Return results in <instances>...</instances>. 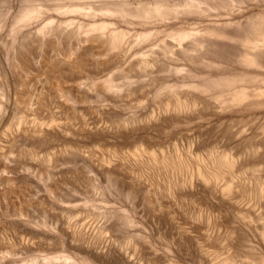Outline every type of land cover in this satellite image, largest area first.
Wrapping results in <instances>:
<instances>
[{
	"label": "rangeland",
	"instance_id": "rangeland-1",
	"mask_svg": "<svg viewBox=\"0 0 264 264\" xmlns=\"http://www.w3.org/2000/svg\"><path fill=\"white\" fill-rule=\"evenodd\" d=\"M34 2L48 7L57 1L0 0V245L2 240L10 241L13 254L9 261L65 264L55 256L66 252L81 264H122L116 252L121 250L141 264H203L200 260L206 257L202 254L227 264H250L253 259V264H261L254 223L249 222L252 214L243 211L240 216L234 206L217 201L214 195L231 179L228 184L236 186L232 196L245 208L254 203L258 187L264 183V103L252 97L230 102L232 93L241 88H264L263 80L248 78L264 72L238 61L260 49L252 40L247 43L245 36H252L250 22H257L256 30L264 29V1L118 0L129 9L164 4L169 14L138 21L117 18L125 39L114 49L104 51L94 46L93 52L99 49L102 56L92 58L93 65L83 74L97 81L98 87L78 89L80 92L72 89L69 101L61 98L52 79L38 75V68L51 50L47 44L58 47L57 52H50L54 59L70 45L75 46L76 39H66L56 27L52 35L60 39L59 44L49 35L40 46L35 43L40 38L33 37L31 31L48 17L77 22H100V18L77 13L58 16L50 11L28 27L10 29L21 10ZM213 30H224L228 37L210 36L208 32ZM139 32L150 33L135 42ZM20 52L26 56L23 67L14 63ZM144 61L149 65H142ZM60 69L67 80L78 76L65 65L60 64ZM65 79L61 77V81ZM109 79L115 84L112 89L100 86ZM63 81L59 85L66 91L71 81ZM30 87L43 91L47 99L43 100L47 111L40 110L36 121L22 112L20 105L9 104L15 98L23 100ZM7 88L9 94L2 97ZM47 131L51 133L46 135ZM221 155L233 158L235 174L229 176L226 171L215 181L207 176L205 190L197 172H211ZM101 161H105L104 167H99ZM4 168L11 181L6 186L1 182ZM152 214H160L161 221L152 219ZM170 221L186 227L188 235L177 239ZM196 228L201 229L199 233ZM165 232L171 236L167 238ZM95 249L108 254L102 259Z\"/></svg>",
	"mask_w": 264,
	"mask_h": 264
},
{
	"label": "bare ground",
	"instance_id": "bare-ground-1",
	"mask_svg": "<svg viewBox=\"0 0 264 264\" xmlns=\"http://www.w3.org/2000/svg\"><path fill=\"white\" fill-rule=\"evenodd\" d=\"M57 2H51L53 3L51 6L49 5L48 7L45 5H35V2L34 4L32 5H26L22 10L21 12L19 13V15H17V17L12 21L11 23V26H10V29L12 30H17V29H23L22 27H28L31 23L33 22H36L38 20H40L43 15H47L46 13L48 12H54L56 15H67V14H78L82 17H97V18H100V22H95L93 19L90 20V22H77L76 20L72 19V18H69V19H64V20H55L54 18L52 17H48L47 19H45L46 21L43 22L42 24H40L37 28L33 29L31 31V33L33 34L32 36L33 37H36V38H40V39H37V40H34V41H37L35 43H39L40 46H42L41 44H43V39L46 37V36H52L54 39H55V43L56 44H59V40L57 37H54L52 34H56L55 33V29L57 27V29L59 28L60 30V33H64L65 34V38L66 39H76V45L75 46H71L68 47L66 49V51H63L59 54V58L55 57L54 59H51V54L53 53H50L51 51H55L58 49L55 48V46H53V44H47V46H49V52L48 54H46L44 56V59L42 61V63L39 65V68H38V75L40 74H44L46 75L47 77V80H50L52 79L53 82L55 83V87L57 88V92L58 94L62 97L65 98V100H70L71 99V92H72V89L73 90H76L77 92H80L78 89H86L87 87H91V86H97V81H94L92 78H90L88 75H83L84 72H89L88 68L90 66V64H92V58H95L96 56H102V53L98 52L99 49L101 48V50L103 49L104 51L105 50H109V49H114L116 46H118V43L120 41H122L123 39H125V31L120 29L119 26H118V23L115 21L118 19H128L129 21L132 20V21H138L139 19H155V18H162V17H165L169 14V11L167 10H164L163 8L165 7L164 4H163V7L162 6H157V4H155L156 6H145V7H141V8H137V9H129L127 8L126 6H122L118 3V0H55ZM121 1V0H120ZM264 1V0H263ZM37 3V2H36ZM123 3V2H122ZM161 5V4H160ZM130 7V6H129ZM175 8V7H174ZM173 8V9H174ZM166 9V8H165ZM177 9V8H176ZM169 10V9H168ZM181 10V9H180ZM174 11V10H172ZM179 11V10H178ZM176 13V12H175ZM171 14H174V13H171ZM175 15V14H174ZM259 17V16H258ZM45 18V17H44ZM65 18V17H64ZM112 19L111 21L108 20V19ZM108 21H107V20ZM42 20V19H41ZM79 20V19H78ZM114 20V21H113ZM86 21V20H85ZM34 26V25H33ZM247 26V25H246ZM249 26V25H248ZM256 27H257V22L256 21H253V22H250V26H249V33L251 32V35L247 33V36H245L246 38V42L247 43H251L250 41L252 40L253 43H256V49H258L260 47V49H258L257 51H254L253 53H250V54H244L243 56H241L238 61L240 64H242L244 67H249V68H254L258 71H263L264 72V50L263 51H260L262 49H264V29L262 28V30H259L257 29L256 30ZM262 27V25H261ZM29 29V28H28ZM56 29V30H57ZM248 29V28H247ZM150 33V32H149ZM147 32H139L138 34L135 35L134 37V41L135 42H140L142 40L145 39V37L149 34ZM210 34V36H215V37H220V38H227L228 36L226 35L225 31L224 30H213V31H209L208 32ZM24 34V32H23ZM29 34V33H28ZM59 34V32H58ZM27 36V34H25ZM237 35V34H236ZM184 36V35H183ZM209 36V35H208ZM29 37V36H28ZM35 39V38H33ZM22 40V39H21ZM20 40V41H21ZM29 41V39H27ZM26 40V41H27ZM24 41V40H23ZM25 41V42H26ZM24 42V43H25ZM48 42V41H47ZM239 42V41H238ZM20 43V42H19ZM51 43V42H50ZM20 45V44H19ZM25 45V44H24ZM30 45V43H29ZM36 46V44H34ZM38 45V46H39ZM68 45V44H67ZM66 45V46H67ZM99 48L97 52H93L94 50V46H96ZM203 45V44H202ZM23 46V45H22ZM39 46V47H40ZM45 46V45H44ZM204 46V45H203ZM28 47V46H27ZM31 47V46H30ZM46 47V46H45ZM44 47V48H45ZM243 47V46H242ZM252 47V46H251ZM25 48V46H24ZM38 48V47H36ZM41 48V47H40ZM47 48V49H48ZM29 49V48H28ZM17 50V49H16ZM96 50V49H95ZM94 50V51H95ZM100 50V51H101ZM18 51H19V48H18ZM26 51V50H25ZM29 51V50H28ZM22 52H23V49H22ZM43 52V51H42ZM57 52V51H55ZM240 52V51H239ZM25 53V52H24ZM104 53V52H103ZM237 53V52H236ZM247 53V52H246ZM242 54V53H241ZM17 55V53H16ZM26 55V54H25ZM236 56V55H235ZM238 56V54H237ZM13 57V56H12ZM26 57V56H25ZM25 57H24V54L20 52V54L18 55V57H16V60H15V65L16 66H19V67H23L25 65ZM234 58V57H233ZM232 58V59H233ZM231 59V60H232ZM237 59V58H236ZM94 60V59H93ZM101 60V59H100ZM94 62V61H93ZM96 62V60H95ZM143 62V61H142ZM148 62V61H147ZM98 63V62H97ZM101 63V61H100ZM99 63V64H100ZM150 63V62H149ZM149 63H146L144 61V63H142V65L144 66H147L149 65ZM230 63V62H229ZM228 63V64H229ZM60 64L62 65H65L67 70L68 71H75L74 73H76L78 76H76L75 78H69V80L65 79L62 73V70L60 69ZM102 64V63H101ZM93 65V64H92ZM141 65V66H142ZM95 66V65H94ZM157 66V65H156ZM159 66V65H158ZM161 68V66H159ZM241 67V66H240ZM243 67V68H244ZM147 68V67H146ZM157 68V67H156ZM156 68H153V71L154 69ZM163 68V67H162ZM184 67H180L179 69H183ZM25 69V68H24ZM144 70V69H143ZM251 70V69H250ZM151 71V69H150ZM157 71V70H156ZM164 71V70H163ZM85 72V73H86ZM143 73V72H142ZM152 73V72H151ZM157 73V72H156ZM7 74V73H6ZM37 75V76H38ZM144 75V74H143ZM230 75V74H229ZM0 77H2L3 79V76H2V73H0ZM61 77L62 79H65L66 81H63V82H67V81H71V83L73 82V86H71L72 84H70V87H68V89L65 91L64 88L62 89L60 85H63L62 81H61ZM246 77V76H245ZM244 77V78H245ZM7 78V77H6ZM250 79H255V80H263L264 81V74H261V75H256L254 77H248ZM96 80V79H95ZM262 81V82H263ZM52 82V81H51ZM53 83V84H54ZM62 83V84H60ZM47 84V83H46ZM60 84V85H59ZM68 84V86H69ZM31 85V84H30ZM33 85V84H32ZM102 86L104 89H112L115 84L109 79V80H103L102 81V84L100 85ZM99 86V87H100ZM53 87V86H52ZM51 87V88H52ZM98 87V86H97ZM251 87V86H250ZM54 89V88H53ZM91 89V88H90ZM90 91V90H89ZM92 91V90H91ZM55 93V92H54ZM9 94V89L7 88L6 91L2 94V97H5L6 95ZM12 94V93H11ZM15 94V93H14ZM43 91H40V92H37V90L35 89V87H30L28 88V90L26 91L24 97H23V100H20L21 97H20V101L18 102L17 98L13 99V101H10L11 103H9L11 106H17V105H20V107L22 108V112H24L28 117H31L33 116V120L36 121L35 119L37 118V115H40L42 111V109L46 110L45 109V105H43L44 103V96L46 95H43ZM228 94V93H226ZM73 95V94H72ZM75 96V95H74ZM14 97V96H12ZM79 97V96H78ZM248 97H252L250 98L251 100L253 101H256L257 99H260L261 101L259 103H264V88H258V87H254L252 88L251 90H247L246 87L244 88H241L239 92H235V93H232V96L230 98V102L233 103V102H240L244 99H248ZM63 98V99H64ZM76 98V97H75ZM87 98V97H86ZM73 99V98H72ZM249 99V100H250ZM47 100V99H46ZM50 100H53V99H50ZM183 100V99H182ZM48 102V101H47ZM183 102V101H182ZM193 104V103H192ZM195 104V103H194ZM228 104V103H227ZM49 105V104H48ZM218 105V104H217ZM47 106V105H46ZM60 107V106H59ZM206 107V106H205ZM196 108V107H195ZM203 109V108H202ZM52 110V109H51ZM54 110V109H53ZM208 110V109H207ZM40 111V112H39ZM47 111V110H46ZM6 112V110L4 111ZM40 113V114H39ZM49 114V113H48ZM56 114V112H55ZM203 114V113H202ZM46 116V115H45ZM150 116V115H149ZM152 116V115H151ZM159 116V115H158ZM146 118V117H145ZM166 118V117H165ZM173 118V117H172ZM151 119V118H150ZM153 119V118H152ZM168 119V118H167ZM87 120V119H86ZM159 121V120H158ZM162 121V119H161ZM93 122V121H92ZM99 122V121H98ZM97 122V123H98ZM142 122V121H141ZM167 121H165L166 123ZM33 123V121H32ZM91 123V122H90ZM153 123V122H152ZM168 123V122H167ZM89 124V123H88ZM141 124V123H139ZM81 125V124H80ZM77 126V127H80ZM160 125V124H158ZM102 126V124H101ZM145 126V125H144ZM252 126V125H251ZM93 127V126H92ZM150 127V126H149ZM146 128V127H145ZM160 128V127H159ZM230 128V127H228ZM242 129V127H240ZM62 129V128H61ZM81 129V128H80ZM139 129V128H138ZM152 129H154V127H152ZM234 129V128H233ZM84 130V129H83ZM104 130V129H103ZM101 130V131H103ZM158 130V129H157ZM260 130V129H259ZM258 130V131H259ZM66 131V129H65ZM72 131V130H71ZM97 131V129H96ZM95 131V132H96ZM227 131V130H226ZM237 131V129H236ZM247 129H242V132H246ZM249 131V130H248ZM59 132V131H58ZM99 132V131H98ZM105 132V130H104ZM117 132V131H116ZM119 132V131H118ZM235 132V131H233ZM241 132V131H240ZM260 132V131H259ZM48 133L50 134V132L47 131V134ZM57 133V132H56ZM61 133V132H60ZM66 133V132H65ZM111 133V132H110ZM232 133V132H231ZM36 133H34L35 135ZM44 134V133H43ZM44 134V135H45ZM63 134V133H61ZM68 134V132H67ZM95 135V133H93ZM97 134V133H96ZM102 134V133H101ZM121 134V133H119ZM233 134V133H232ZM241 134V133H240ZM261 134L264 136V126L261 128ZM25 135V134H24ZM38 135H41V131L38 133ZM84 135V134H83ZM82 135V137H84ZM122 135V134H121ZM124 135V134H123ZM234 135V134H233ZM236 135V134H235ZM255 135V133H254ZM21 136V135H20ZM97 136V135H96ZM114 136V135H113ZM117 136V135H116ZM243 136V135H242ZM30 137V136H29ZM42 137V136H41ZM55 137V136H54ZM68 137V136H67ZM253 137V135H252ZM13 138V137H11ZM32 138V137H30ZM52 138V136H51ZM59 138V137H58ZM56 137V139H58ZM61 138V137H60ZM81 138V137H80ZM78 138V139H80ZM10 139V138H8ZM34 139V138H32ZM82 139V138H81ZM36 141V139H34ZM39 140V139H38ZM89 140V139H88ZM149 140V139H148ZM33 141V140H32ZM31 141V142H32ZM42 141V140H41ZM46 141V140H45ZM52 141V140H51ZM50 141V142H51ZM65 141V140H64ZM140 141V139H139ZM40 142V141H39ZM38 142V143H39ZM98 142V141H97ZM146 142V141H145ZM45 143V142H44ZM69 143V142H68ZM73 143V142H72ZM71 143V144H72ZM78 143V142H76ZM75 143V144H76ZM99 143V142H98ZM97 143V144H98ZM139 143V142H138ZM34 144V143H33ZM70 144V145H71ZM79 144V143H78ZM141 144V143H140ZM156 144V143H155ZM154 144V145H155ZM137 145V143H136ZM259 145V144H258ZM257 145V147H258ZM34 146V145H32ZM37 146V144H36ZM75 145H72L70 147H74ZM81 146V145H80ZM80 146H78L79 148H81ZM256 146V145H255ZM264 146V145H263ZM251 147V146H250ZM254 147V146H253ZM261 147V146H260ZM75 148V147H74ZM73 148V149H74ZM134 148V146H133ZM249 148V147H248ZM70 150V148H67ZM72 149V148H71ZM152 149V148H151ZM260 149V148H259ZM263 149V148H262ZM261 149V150H262ZM78 150V149H76ZM84 150V149H83ZM158 150V149H157ZM252 150V149H251ZM258 150V149H257ZM81 151V150H79ZM77 151V152H79ZM85 152H87L86 150H84ZM4 152V151H3ZM76 152V151H75ZM84 152V153H85ZM84 153L82 155H84ZM160 153V152H159ZM254 153V152H253ZM252 153V154H253ZM5 153H3L4 155ZM9 154V153H8ZM80 154V153H79ZM89 155V154H88ZM257 155V153H256ZM264 155V154H263ZM85 156V155H84ZM255 156V155H254ZM8 157V156H7ZM90 157V156H89ZM256 157V156H255ZM3 158V157H2ZM92 158V156H91ZM95 158V156H94ZM107 158V157H106ZM112 158V157H111ZM4 159H7V158H4ZM88 159V158H87ZM99 159V158H98ZM101 159V157H100ZM120 159V158H119ZM238 159V158H237ZM3 160V159H2ZM91 160V159H90ZM94 160V159H93ZM89 161V160H88ZM185 161V160H184ZM263 161V160H262ZM92 162V160H91ZM105 161H101L98 162V164L100 163L99 167H104L105 165L104 164ZM118 162V161H117ZM179 162V161H177ZM261 162V161H260ZM264 162V161H263ZM116 163V162H115ZM114 163V164H115ZM156 163V162H155ZM253 163V162H251ZM262 163V162H261ZM1 164V163H0ZM208 164V163H207ZM256 164V163H255ZM264 164V163H263ZM121 165V164H120ZM251 165V164H250ZM262 165V164H261ZM112 165H110L111 167ZM117 166V164H116ZM115 165L113 166L114 168L116 167ZM126 166V165H125ZM253 166V165H252ZM108 169L110 168L109 166H107ZM120 167V166H119ZM122 167V165H121ZM234 167H235V162L233 160V158L229 155H221L217 161H215V165H214V168L211 172L207 173L206 174H202L200 171L197 172V176L198 178L201 180L200 182L202 183V187L206 189L208 185V182H206L207 180V176H209V178L211 179H214L217 180L224 172L227 171V174L229 176H234ZM261 167L264 168V165H262ZM112 168V167H111ZM124 168V167H123ZM121 168V170L123 169ZM117 169V167H116ZM127 169V168H125ZM119 170V169H118ZM117 170V172H118ZM261 170H263L261 168ZM239 171V170H238ZM264 171V170H263ZM1 175L3 177H1V182L2 184L5 186L6 185H9L10 184V179L7 177V170L4 168L2 169L1 171ZM111 172V171H110ZM121 172V171H120ZM113 173H114V170H113ZM122 175V174H121ZM134 176V175H133ZM138 176V175H137ZM141 177V176H140ZM223 177V175H222ZM226 177V176H225ZM224 177V178H225ZM238 179V178H237ZM236 179V180H237ZM259 179V178H258ZM131 180V179H129ZM137 180V179H136ZM139 180V179H138ZM231 180V179H230ZM229 180V182H230ZM233 181V180H232ZM250 180H248L249 182ZM190 182V181H189ZM229 182H226V184H224L222 187L223 188H220V189H216L217 192L215 193V199L219 202H222L223 204H226V205H232L235 207V211L236 213H238L240 216L244 215L245 212L252 214L251 218H249V222L250 223H254V230H255V233L257 234V239H258V250L260 251L259 252V262L261 264H264V183L260 184L259 187H258V191L257 193L255 194L254 196V200H253V204H249V205H246L247 207L245 208H242L240 206L237 205V202L234 200L235 196L233 197L232 196V191H233V187H236L234 183H236L235 181H233L234 183V186L228 184ZM244 182V180H243ZM135 183V181H134ZM139 183L140 181L138 182V186H139ZM145 183V182H144ZM259 184V182H257ZM256 183V184H257ZM142 184V183H141ZM146 184V183H145ZM220 184V183H219ZM232 184V182H231ZM249 184V183H248ZM134 185V184H133ZM184 185V184H183ZM189 185V183H188ZM192 185V184H190ZM137 186V184H136ZM255 186V185H254ZM135 187V186H134ZM133 187V188H134ZM182 187V186H181ZM185 187V186H184ZM215 187L212 186V188ZM245 187V186H244ZM194 188V187H193ZM192 187L190 188V190H194ZM211 188V189H212ZM186 189V188H185ZM184 189V190H185ZM200 189V188H199ZM237 189V188H236ZM240 189V188H239ZM202 190V189H201ZM249 190V189H248ZM150 191V190H149ZM178 191V190H177ZM189 191V190H188ZM212 191V190H211ZM214 191V190H213ZM7 192V191H6ZM150 193V192H149ZM177 193V192H176ZM197 193V192H196ZM249 193V192H248ZM152 194V193H151ZM180 194V193H179ZM189 194V193H188ZM186 194V195H188ZM240 194V192H239ZM238 194V195H239ZM246 194V193H245ZM154 195V194H153ZM171 195V194H170ZM183 195V194H182ZM185 195V194H184ZM237 195V196H238ZM254 195V194H253ZM148 196V195H147ZM174 196V195H173ZM197 196V195H196ZM199 196V195H198ZM236 196V197H237ZM151 197V196H150ZM149 197V198H150ZM169 197V196H168ZM249 197V196H248ZM148 198V199H149ZM152 198V197H151ZM153 199V198H152ZM151 199V200H152ZM198 199V198H197ZM201 199V198H200ZM178 200V199H177ZM204 200V199H203ZM249 200V198H248ZM5 201V197L2 198V202ZM153 201V200H152ZM162 201V200H161ZM167 201V200H166ZM183 201V200H182ZM196 201V200H195ZM201 201V200H200ZM175 202V201H174ZM212 202V201H211ZM246 203V202H245ZM179 204V203H178ZM194 204V203H193ZM202 204V203H201ZM180 205V204H179ZM200 205V204H199ZM214 205V204H212ZM156 206V205H154ZM153 206V207H154ZM162 206V205H161ZM206 206V205H205ZM196 207V206H195ZM215 207V206H214ZM217 207V205H216ZM219 207V205H218ZM244 207V205H243ZM155 208V207H154ZM179 208V207H178ZM233 208V207H232ZM216 208H214V211H215ZM200 210V209H199ZM199 210H198V213H199ZM172 211V210H171ZM178 212V211H177ZM204 212V211H202ZM207 212V210H206ZM211 212V211H210ZM161 214V213H160ZM160 214H152L151 215V218L152 219H157L159 220L161 218V215ZM190 214V213H189ZM181 215V214H180ZM194 215V214H193ZM175 216V215H174ZM184 216V215H183ZM186 216V215H185ZM184 216V217H185ZM190 216V215H188ZM192 216V215H191ZM182 217V215H181ZM194 217V216H193ZM197 217V216H196ZM199 217H200V214H199ZM206 217V216H205ZM229 217V216H227ZM10 218V217H9ZM171 218V217H170ZM180 218V217H179ZM210 218V217H209ZM207 217V220L209 219ZM237 218V216H236ZM150 219V218H149ZM173 219V218H171ZM200 219V218H199ZM228 219V218H227ZM167 220V219H166ZM185 220V219H184ZM232 219H230L231 221ZM1 221H2V218H1ZM7 221V220H6ZM18 221V220H17ZM161 221V219L159 220ZM194 221V220H193ZM193 221H190V225H193L194 222ZM229 221V220H228ZM5 222V221H4ZM29 222V221H28ZM151 223V221H149ZM209 222V221H208ZM227 222V221H226ZM233 222V221H232ZM238 222V221H237ZM160 223V222H159ZM164 222H162L163 224ZM170 223H173L174 225V229H175V234H176V237L177 239H182V238H185L187 235H188V231H186V227H182L178 222L176 221H170ZM185 223V222H184ZM161 224V223H160ZM186 224H187V221H186ZM199 224V223H198ZM166 225V224H165ZM196 225V224H195ZM11 226V225H10ZM220 227V225H218ZM217 226V227H218ZM235 226V225H234ZM239 226V225H238ZM236 227L238 228L239 230V227ZM9 227V226H8ZM153 227V226H152ZM197 227V226H195ZM202 227V226H201ZM200 227V228H201ZM218 227V228H219ZM244 227V226H243ZM245 227H247L245 225ZM155 228V227H153ZM161 228V227H160ZM167 228V227H166ZM169 228V227H168ZM186 228V229H185ZM199 228V226H198ZM198 228H196L194 231H197V233L200 232L201 229L197 230ZM218 228H216L218 230ZM224 228V227H223ZM235 228V227H234ZM191 229V228H190ZM242 229V228H241ZM240 229V230H241ZM155 230V229H154ZM164 230V229H162ZM231 230V229H230ZM237 230V232H239ZM168 231V230H167ZM199 231V232H198ZM209 230H207L208 232ZM250 231V230H249ZM252 231V230H251ZM164 232V231H162ZM169 232V231H168ZM216 232V231H215ZM222 232V231H221ZM231 232V231H230ZM166 233V232H165ZM172 233V232H171ZM170 233V234H171ZM204 233H205V230H204ZM245 233V232H244ZM161 234V233H160ZM167 234V233H166ZM174 234V233H173ZM200 234H203V233H200ZM208 234V233H207ZM254 234V233H253ZM164 235V233L162 234ZM211 235V234H210ZM231 235V234H230ZM168 236V234H167ZM171 236V235H170ZM170 236H168L167 238H169ZM190 236V235H189ZM195 236V235H194ZM206 236V235H204ZM203 236V237H204ZM252 236V235H251ZM254 236V235H253ZM31 237V236H30ZM202 237V238H203ZM239 237V236H238ZM248 237V236H247ZM160 238V236H159ZM164 238V237H162ZM189 238V237H188ZM255 238V237H254ZM253 238V239H254ZM175 239V240H177ZM169 240V239H168ZM186 240V239H185ZM188 240V239H187ZM212 240V239H211ZM210 240V241H211ZM164 241V240H163ZM172 241V239L170 240V242ZM190 241V240H189ZM188 241V242H189ZM240 241V240H239ZM209 242V241H208ZM234 242V241H233ZM166 243V242H165ZM186 243V242H185ZM184 243V244H185ZM193 243V242H192ZM236 243L238 244L239 242L236 241ZM254 243V242H253ZM33 244V243H31ZM118 244V243H117ZM131 244V243H130ZM142 244V243H140ZM205 244V243H204ZM208 243H206L207 245ZM215 244V243H214ZM243 244V243H242ZM30 245V244H29ZM124 245V244H123ZM145 245V244H144ZM167 245V243H166ZM245 245V243L242 245V247ZM248 245V244H247ZM250 245V244H249ZM118 246V245H117ZM128 246V245H127ZM130 246V245H129ZM217 246V245H216ZM227 246V245H226ZM241 246V245H240ZM239 246V247H240ZM28 247V246H27ZM195 247V246H194ZM198 247V246H197ZM235 247V246H233ZM237 247V246H236ZM119 248V247H118ZM121 248V247H120ZM119 248V249H120ZM124 248V247H123ZM172 248V246H171ZM182 248V247H181ZM190 248V247H189ZM256 248V247H255ZM128 249V248H127ZM131 249V248H130ZM133 249V247H132ZM231 249V248H230ZM254 249V247H253ZM257 249V248H256ZM126 250V248L124 249ZM184 250V249H183ZM238 250H241V247L240 249ZM237 250V251H238ZM243 250V249H242ZM250 250V249H249ZM257 250V251H258ZM121 251V250H119ZM119 251H116L117 252V255L119 256L120 260L122 261V264H141L142 262L140 263H136L133 259H130L129 257H127L126 254H123V253H120ZM127 251V250H126ZM135 251V250H134ZM145 251V250H144ZM186 251H189L186 249ZM202 251V250H201ZM236 251V249H235ZM245 251V250H243ZM68 252V251H67ZM93 252L96 254V256H99L100 258L104 259L105 256L108 254V252L104 251V249H95L93 250ZM124 252V251H123ZM132 252V251H131ZM169 252H172V251H169ZM192 252V251H190ZM242 252V251H241ZM253 252V251H252ZM126 253V252H125ZM184 254V252H182ZM188 253V252H187ZM186 253V254H187ZM236 253V252H235ZM258 253V252H257ZM13 254V250L11 248V243L10 241L8 240H2V244L0 245V264H12L10 261H9V256ZM58 254V253H57ZM111 254V253H110ZM133 254V253H132ZM135 254V253H134ZM190 254V253H189ZM192 254V253H191ZM190 254V255H191ZM128 255H131V254H128ZM189 256V255H188ZM203 257H206V260L204 259H201L200 261L203 263V264H227V263H224V262H219L218 261H215L214 259H209L206 255L202 254ZM210 256V255H209ZM232 256V255H231ZM240 256V254L238 255ZM57 257L58 259H61L65 264H81L80 262L82 261H79L75 256L73 255H70L69 253H66V252H63L62 254L58 255V256H55ZM160 257V256H159ZM162 257V256H161ZM192 257V256H191ZM197 257V256H196ZM256 257H258L256 255ZM32 258V257H31ZM117 258V257H116ZM155 258V256H154ZM158 258V257H157ZM195 258V257H194ZM202 258V257H201ZM216 258V257H215ZM219 258V257H218ZM138 259V258H136ZM140 260V258H139ZM142 260V259H141ZM144 260V259H143ZM233 260H236V259H233ZM137 261V260H136ZM150 261V260H149ZM165 262V260H163ZM194 261V260H193ZM196 261V260H195ZM162 262V261H160ZM177 262V261H176ZM253 262L255 263V260L253 259L252 262H250V264H253ZM151 263V262H150ZM94 264H97V263H94ZM116 264V263H115ZM119 264V263H118ZM147 264V262H146ZM164 264V263H163ZM179 264V263H177Z\"/></svg>",
	"mask_w": 264,
	"mask_h": 264
}]
</instances>
